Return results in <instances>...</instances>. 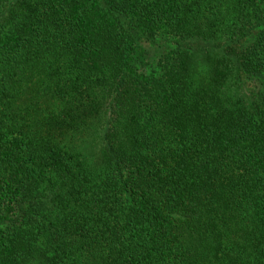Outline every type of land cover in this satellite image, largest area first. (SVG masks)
Listing matches in <instances>:
<instances>
[{
	"label": "trees",
	"instance_id": "obj_1",
	"mask_svg": "<svg viewBox=\"0 0 264 264\" xmlns=\"http://www.w3.org/2000/svg\"><path fill=\"white\" fill-rule=\"evenodd\" d=\"M0 264H264V0H0Z\"/></svg>",
	"mask_w": 264,
	"mask_h": 264
}]
</instances>
